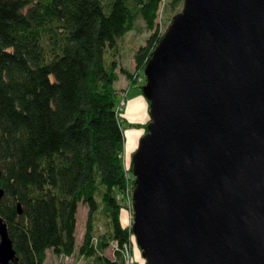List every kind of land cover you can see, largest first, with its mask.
<instances>
[{
	"label": "trees",
	"instance_id": "16d2710c",
	"mask_svg": "<svg viewBox=\"0 0 264 264\" xmlns=\"http://www.w3.org/2000/svg\"><path fill=\"white\" fill-rule=\"evenodd\" d=\"M180 1H170L174 12ZM160 4L0 0V219L15 250L9 264H42L49 248L74 253L79 203L87 211L77 252L93 264H127L132 231L120 210L130 207L134 183L122 157L124 129L146 130V122L124 117L115 82L120 71L140 86L136 78L163 32ZM137 19L150 32L130 71L114 52ZM109 244L113 257L103 253Z\"/></svg>",
	"mask_w": 264,
	"mask_h": 264
},
{
	"label": "water",
	"instance_id": "95a60500",
	"mask_svg": "<svg viewBox=\"0 0 264 264\" xmlns=\"http://www.w3.org/2000/svg\"><path fill=\"white\" fill-rule=\"evenodd\" d=\"M142 71L130 228L144 264H264V0H183ZM14 258L0 219V264Z\"/></svg>",
	"mask_w": 264,
	"mask_h": 264
},
{
	"label": "rangeland",
	"instance_id": "374dc122",
	"mask_svg": "<svg viewBox=\"0 0 264 264\" xmlns=\"http://www.w3.org/2000/svg\"><path fill=\"white\" fill-rule=\"evenodd\" d=\"M171 0H161L160 4V11L158 15V24L163 32L166 30L167 26L171 22L172 16L174 13L179 11L182 8L183 0L176 4V8L178 10L176 12L170 7L169 3ZM174 12V13H173ZM171 18L169 20V17ZM150 30L145 27L144 22L141 19H137L134 27L130 30L124 32L120 37L117 38V46L116 52H114V57L118 61V66L126 68L130 71H134L135 69V62H134V54L136 49L139 45L144 44L145 39L148 35ZM162 32V34H163ZM141 75L137 76L138 83H143L145 78L143 71H140ZM140 84V86H141ZM140 86H129L128 79L125 77L123 73L118 71V79L115 82L116 92L118 93L119 98V105L122 109V114L128 121L133 122H140L144 123L149 120V113H148V100L141 97H135L134 94L140 92ZM142 95V93H141ZM125 143L123 147L122 157L123 160L128 166L131 163V154L137 148L139 137L145 130L143 126L140 127H133V126H126L125 129ZM133 177V174L131 173ZM132 189V188H131ZM132 199H131V192H130V203L128 204L129 208H121L120 210V220L123 225L131 226L133 220V210L131 207ZM86 206L83 203H79L76 212V224H75V251L69 255H56L54 254L51 249L46 250V258L43 264H93L91 259H87L86 257L81 256L77 252V247L82 241L83 232L85 229V219H86ZM98 231H103L105 229L104 222L102 217H99L95 223ZM129 246V247H128ZM127 256L124 252V260L128 258L131 261L130 264H144L145 260L141 255L139 246L135 243V238L132 233L131 236V244H129ZM131 246V248H130ZM113 248L109 244L103 250V253L109 257H113L114 252ZM127 257V258H126ZM127 263V262H126Z\"/></svg>",
	"mask_w": 264,
	"mask_h": 264
},
{
	"label": "crops",
	"instance_id": "0c3cea01",
	"mask_svg": "<svg viewBox=\"0 0 264 264\" xmlns=\"http://www.w3.org/2000/svg\"><path fill=\"white\" fill-rule=\"evenodd\" d=\"M138 96H139V97H141V96H142L140 92H138V93L134 94V96H133L132 98H135V97H138ZM45 258H46V257H45ZM44 261H45V259H44ZM44 261H43V262H44ZM42 264H43V263H42Z\"/></svg>",
	"mask_w": 264,
	"mask_h": 264
},
{
	"label": "built area",
	"instance_id": "2783aa9c",
	"mask_svg": "<svg viewBox=\"0 0 264 264\" xmlns=\"http://www.w3.org/2000/svg\"><path fill=\"white\" fill-rule=\"evenodd\" d=\"M124 251H125V253H126V256H127V255H128V254H127V249H124ZM126 258H127V257H126ZM126 262H127V264H130V263H131V261H129V259H128V258L126 259Z\"/></svg>",
	"mask_w": 264,
	"mask_h": 264
},
{
	"label": "bare ground",
	"instance_id": "6f19581e",
	"mask_svg": "<svg viewBox=\"0 0 264 264\" xmlns=\"http://www.w3.org/2000/svg\"><path fill=\"white\" fill-rule=\"evenodd\" d=\"M113 245H114V247L116 246V243L114 242L113 243ZM123 249H127V251H128V247L124 244V246H123Z\"/></svg>",
	"mask_w": 264,
	"mask_h": 264
}]
</instances>
